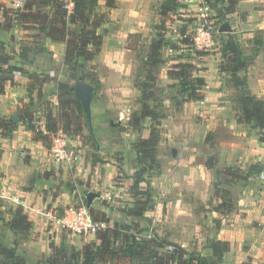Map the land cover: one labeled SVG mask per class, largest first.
<instances>
[{"label": "crops", "instance_id": "crops-1", "mask_svg": "<svg viewBox=\"0 0 264 264\" xmlns=\"http://www.w3.org/2000/svg\"><path fill=\"white\" fill-rule=\"evenodd\" d=\"M19 1L14 0L15 3ZM97 10L106 17V22L99 28L103 36L102 45L94 59L84 61L83 69L84 72H96L97 85L81 77L71 80L63 62L64 43L51 41L36 27L38 41L33 43L35 47L32 48L36 51V58L24 64V67L38 75L41 81L17 73L12 80L4 83V91L0 93L1 121L9 119L18 124L8 137L1 134L0 128V248H13L15 256L24 264H46L42 260L48 255V249L43 248L40 239H35L33 233L35 230L47 231V227L52 226L53 216L63 215L65 211L79 206L97 208L102 199L114 203L120 201L118 198L127 193V190H121L132 184V174L138 165L134 143L139 138L148 137L150 132V128L144 127L147 119L137 129L128 127L127 119L132 113L142 110L141 83L146 72L142 65L149 54L144 39L152 35L159 11L155 10L151 0H116L113 8L100 0ZM23 32L27 34L26 30ZM16 33L15 25L7 29L3 25L0 27V39L7 41L10 35ZM205 62L201 61L202 64L197 65L194 72L195 76L205 81L200 91L202 99L184 101L180 109H173L172 100L165 98L164 106L175 114H187L189 111L198 113L214 129L230 126L228 129L235 134L236 141L222 146L232 153L230 163L238 156H241L240 165H244L241 160L264 163V142L257 147L249 142L242 143L247 140L245 130L238 127L236 120L224 119L225 107L221 103L227 87L224 72H219L217 65H205ZM254 70L255 66L252 65L248 71L240 72H244L253 94L264 100V77L257 76ZM165 77L170 83V77ZM66 81L73 86L75 97L82 104L83 132L87 135L71 136L70 145L76 158L54 166L47 155L50 143L45 145L34 140L21 116L30 103L37 105L39 112L42 109L41 100L51 101L54 108L57 107L56 83ZM215 101L217 103H213ZM45 123L41 127L43 132ZM204 124L202 126H206ZM120 126L127 129L120 130ZM239 138L241 143H237ZM118 171L128 177L120 183L112 182ZM206 172L212 174L209 169ZM227 185L236 207L220 219L219 226H216L215 218L214 241L208 245H201V241L198 244L181 242L182 246L188 248V252L200 250L203 246L204 256L213 257L214 260L210 244L215 245L220 241L225 244L226 250L222 261L217 264H264V177L249 176L243 183L229 182ZM18 206L26 210L31 222L26 235L16 233L6 225ZM122 222H127L124 217ZM212 222L208 219L206 224ZM46 231L43 233L50 232ZM80 235L93 236L90 242L95 241V234ZM84 241L86 239L80 244L83 245ZM4 256L0 252V264H5L3 260H13ZM110 264L129 263L128 260L123 262L115 258Z\"/></svg>", "mask_w": 264, "mask_h": 264}, {"label": "rangeland", "instance_id": "rangeland-1", "mask_svg": "<svg viewBox=\"0 0 264 264\" xmlns=\"http://www.w3.org/2000/svg\"><path fill=\"white\" fill-rule=\"evenodd\" d=\"M3 1L0 0V3L10 10L9 17L15 18L14 11H21L28 0H21L16 3L14 0ZM151 3L155 10L159 11L154 25L164 24L165 30L153 29L152 35L144 39L149 47V53L150 45L154 43V40L161 43L160 49L153 53L158 59L157 65L154 68L147 67V60L142 65L146 70L143 83L147 80L144 85L145 95L148 97L147 105L150 108L155 107L156 113L160 116L155 122L147 119L144 122V127H151V129L156 130L158 143L153 148V153L148 147L139 148L140 158H137V169L132 174L134 180L132 184H128L121 190L122 192L127 190V193L129 191L128 194L125 193L123 197L118 198L120 201L117 203L102 199L97 208L88 206L87 210L91 218L100 224V228L113 227L115 224L120 227L121 224H124L122 222L124 217L127 221L125 225L128 227L125 232L136 237L135 242L137 243L161 240L165 244L173 242L183 247L181 242L198 244L201 241V245H208L209 242L214 241L216 230L214 220L217 219L216 215L218 214L215 208L221 201L220 197L216 195V190L225 188L230 192L227 187V184L231 182L230 178L223 174L218 175L216 171L234 167L238 174L253 172L251 176L260 177L263 173L264 177V163L241 160V163H244L241 166L239 164L241 156L230 163L233 159L232 153L222 147L236 141L235 134L228 129L230 126L214 129L208 126L209 122H206L205 117L198 113L189 111L187 114H175L173 110L170 111L168 107L164 106L165 98L177 93L178 83L176 78L171 77L170 80L168 79L171 82L168 83L165 76L167 70L178 62L190 61L195 65V70H197V65L202 64L201 61H207L204 63L205 65H217L219 68L222 62L228 63L227 59L222 58V50L225 43L232 39L243 53L240 55V59L246 62L244 70L248 71V68L254 65L257 76L264 77V0H151ZM68 7H72L69 0ZM44 11L49 13L50 8L45 7ZM17 18L14 19L17 33L10 35L7 40L10 42L0 39V58L7 59L9 64L13 63L11 65L24 67V64L33 62L36 58V51H33L32 48L33 43L38 41V35L35 34L36 27L25 24L19 17ZM202 22L212 26V45L207 49L195 48L191 41V36L195 33L196 27ZM2 25L4 26V18L0 14V27ZM25 30L27 34H24L23 31ZM159 32L163 33L162 38L157 35ZM184 33L187 34V37L183 36ZM5 67L7 68L8 65L3 64L1 68ZM194 72L196 73L193 71V74H195ZM239 73L240 78L249 88L250 83L243 74L244 72ZM37 77L39 76L37 75ZM162 78L164 82H162ZM39 79L41 80L40 77ZM223 79H225L227 86L221 100L225 107L223 117L227 121H237L240 115L238 99L241 93L234 86L228 73H223ZM251 92L253 93V91ZM177 98L179 97L177 96ZM216 101L213 103H217ZM41 104L43 110L40 109L37 112L35 109L34 114V125L39 130L45 123L44 121H47L49 113L47 109H51L52 115H57V107L54 108L53 102L43 100ZM172 104L173 109H180V106H176L174 101ZM21 113L22 111L19 115ZM1 120L2 118H0ZM82 120L84 127V117ZM237 123L239 128L245 130L247 137L246 142L243 140L242 143L249 142L255 147L261 145L259 129L247 122L239 123L237 121ZM203 124L206 126H202ZM120 127V130L127 129L124 126ZM44 131L46 132V123ZM85 134L87 135L82 128L81 135ZM140 140L141 138L137 139V142ZM70 141L72 140L69 137V143ZM50 142L51 139H48V143ZM237 143H241V138L238 139ZM151 154L154 155L159 168L156 163H152L148 158ZM48 157L54 166L62 165L52 160L50 156ZM205 168L209 169L210 172L212 171V174L207 173ZM138 172L141 173L138 174ZM127 177L124 172L118 171L112 182L120 183ZM235 183H243V180H238ZM230 197L236 204L231 192ZM22 211L26 214V210L23 209ZM55 216L62 215L57 214ZM102 219H106V222ZM208 219L213 220L209 225L206 224ZM51 223L52 226H48L47 231L43 229V232L50 231L49 233L44 234L41 230H35L33 233L35 239H40L43 248L48 249V255L42 261L47 264L48 261L54 262L70 255H73L75 260L80 261L82 246L92 241L93 236L76 234L67 229H60L58 224ZM102 223H105V226H102ZM196 225L197 227L194 229ZM20 234L26 235L27 232ZM84 239L86 241L81 245L80 241ZM120 241L117 242L119 246L121 245ZM129 243H132V240H129ZM152 247H154V251H157V254L164 251L163 248L153 244ZM184 249L187 250L188 248ZM195 255L205 258L203 246L200 250L195 251ZM116 259L123 260V262L128 260L129 264H146L145 261L138 259L132 261L128 256L118 255ZM3 261L5 264H22V260L19 258ZM113 261L114 259L110 262ZM194 263L196 262L191 260V264Z\"/></svg>", "mask_w": 264, "mask_h": 264}, {"label": "trees", "instance_id": "trees-1", "mask_svg": "<svg viewBox=\"0 0 264 264\" xmlns=\"http://www.w3.org/2000/svg\"><path fill=\"white\" fill-rule=\"evenodd\" d=\"M100 0H71L72 7H68V0H28L21 11H14L15 18L9 17L10 10L0 3V14L4 18V28L12 27L16 22L14 19L19 17L25 24L37 27L39 31L43 32L47 38L53 42L64 43V64L71 80H77L81 77L88 80L92 85H97V75L95 71L84 72V61L92 60L96 57L102 44L103 36L99 32V28L106 22L104 13L97 10V5ZM105 5L109 8L116 6V0H104ZM49 7L50 12H45L44 8ZM154 30L160 28L165 30V25H154ZM186 34V33H184ZM161 38L163 33H157ZM161 43L154 40L150 45V53L147 57L148 66L154 68L158 59L155 58L154 52L160 49ZM222 58L227 59L228 63H221L219 65L220 71L228 73L231 76L234 86L239 89L241 93L238 99L240 106V115L237 118L239 123L247 122L259 129L261 134V141L264 142V100L254 95L246 86L244 80L240 78L239 72L245 69L246 62L241 61L240 55L243 53L239 50L237 43L229 39L222 50ZM25 59V58H24ZM25 61H27L25 59ZM1 67L3 64L8 65L6 68L0 67V93L4 91V83L11 80L13 74L18 73L25 77L41 80L37 75L30 73L22 65H11L7 59L0 58ZM196 67L190 61L178 62L167 70V75L171 78H176L177 93L167 96L170 100L175 102L176 106H181L184 101L202 99L200 91L205 86L204 78L195 76L193 71ZM94 72V73H93ZM141 83L142 97L140 99L141 112H134L128 119L127 126L132 129H137L141 126L143 120L149 119L156 121L160 116L156 113L155 107L150 108L147 105V96L145 95L144 85ZM177 96L179 98H177ZM56 97H57V115L54 116L49 111L46 121V132L36 129L35 109L37 105L34 103L28 104L26 110L21 118L27 123L28 129L32 132L34 140L41 141L44 144L48 143L51 135L58 130H62L68 137L80 135L83 128L84 110L81 102L75 97L73 86L68 82L56 83ZM42 99L39 94V100ZM43 103V100H41ZM47 103V102H46ZM150 121V122H151ZM0 128L2 135L8 137L12 131L17 128V123L13 120L0 121ZM148 137L141 138L140 141L134 143V150L137 152V158H140L139 148L148 147L150 152L158 143V134L154 128L151 129ZM138 147V148H137ZM148 157L152 163H156L154 155ZM159 168V164L157 165ZM141 172H138L140 174ZM216 174H223L230 178L231 182L235 183L238 180L247 181L253 172L248 174H238L234 167H227L223 170H217ZM216 195L220 197L221 201L216 206L215 210L218 212L216 219V226H219L220 219L231 212L235 208V204L230 197V192L221 188L216 190ZM22 207L18 206L15 210L13 218L6 223L11 230L16 233L28 232L31 228V222L28 220L26 214L23 213ZM144 210V209H142ZM106 222V219H102ZM126 223L118 227L116 224L113 227H105L99 229L95 234V241L85 243L82 246L81 260H75L73 255L64 257L56 261H48L47 264H109L111 260L119 256L126 257L130 260L138 259L145 261L146 264H207L220 263L222 261L223 252L226 250L225 244L217 241L215 245L210 244L213 249V257H201L195 255V251L188 252L186 249L176 243H163V241H145L143 243L135 242L134 236H130L125 232L128 228ZM121 240V241H120ZM132 240V243H129ZM120 241L121 245H117ZM152 244L163 248V252L157 254L154 251ZM0 252L6 257L17 260L14 249H0ZM188 255V257H185ZM67 260V261H66ZM22 264H24L22 262Z\"/></svg>", "mask_w": 264, "mask_h": 264}, {"label": "built area", "instance_id": "built-area-1", "mask_svg": "<svg viewBox=\"0 0 264 264\" xmlns=\"http://www.w3.org/2000/svg\"><path fill=\"white\" fill-rule=\"evenodd\" d=\"M69 3L72 6L71 0H69ZM183 36L187 37V34ZM191 41L192 45L198 49H207L210 47L212 45V26L206 22L200 23L196 27L193 36H191ZM47 154L58 163H66L70 159L76 158V154L69 143V137L61 129L51 135V142ZM260 176L263 178V173ZM51 219V222L58 224V227L61 229H67L76 234H96L99 229L105 228L99 227L100 224L91 218L85 206H79L77 209L65 211L62 216H53ZM101 225L105 226V223Z\"/></svg>", "mask_w": 264, "mask_h": 264}]
</instances>
